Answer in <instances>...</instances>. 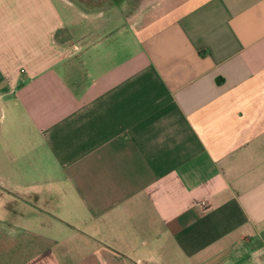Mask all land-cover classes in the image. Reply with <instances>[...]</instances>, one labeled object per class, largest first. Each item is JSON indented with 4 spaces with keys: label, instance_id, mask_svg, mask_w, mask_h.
I'll list each match as a JSON object with an SVG mask.
<instances>
[{
    "label": "crops",
    "instance_id": "0c3cea01",
    "mask_svg": "<svg viewBox=\"0 0 264 264\" xmlns=\"http://www.w3.org/2000/svg\"><path fill=\"white\" fill-rule=\"evenodd\" d=\"M129 1L0 0V264H264V0Z\"/></svg>",
    "mask_w": 264,
    "mask_h": 264
},
{
    "label": "flooded vegetation",
    "instance_id": "af4514ba",
    "mask_svg": "<svg viewBox=\"0 0 264 264\" xmlns=\"http://www.w3.org/2000/svg\"><path fill=\"white\" fill-rule=\"evenodd\" d=\"M82 3L89 5H102L103 3H109V2H114L115 0H78Z\"/></svg>",
    "mask_w": 264,
    "mask_h": 264
},
{
    "label": "rangeland",
    "instance_id": "374dc122",
    "mask_svg": "<svg viewBox=\"0 0 264 264\" xmlns=\"http://www.w3.org/2000/svg\"><path fill=\"white\" fill-rule=\"evenodd\" d=\"M135 1L134 3H131L130 5L134 4V7L138 5L139 7L142 6L143 4H146L148 0H130L129 2ZM126 10H131V9H126Z\"/></svg>",
    "mask_w": 264,
    "mask_h": 264
},
{
    "label": "built area",
    "instance_id": "2783aa9c",
    "mask_svg": "<svg viewBox=\"0 0 264 264\" xmlns=\"http://www.w3.org/2000/svg\"><path fill=\"white\" fill-rule=\"evenodd\" d=\"M200 204L204 208H208L209 207V202L207 200H201Z\"/></svg>",
    "mask_w": 264,
    "mask_h": 264
}]
</instances>
